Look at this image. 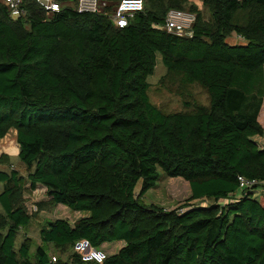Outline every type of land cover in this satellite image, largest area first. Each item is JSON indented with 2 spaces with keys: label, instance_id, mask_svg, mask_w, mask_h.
Returning a JSON list of instances; mask_svg holds the SVG:
<instances>
[{
  "label": "trees",
  "instance_id": "obj_1",
  "mask_svg": "<svg viewBox=\"0 0 264 264\" xmlns=\"http://www.w3.org/2000/svg\"><path fill=\"white\" fill-rule=\"evenodd\" d=\"M188 1L142 0L123 27L69 7L45 15L34 0L14 19L0 2V139L14 131L30 189L86 212L47 221L40 243L123 242L100 262L15 247L30 217L17 171L0 170V264H264V185L237 189V176L264 181L253 139L264 134V0H200L207 19ZM169 8L194 13L190 37L163 29ZM156 55L206 103L183 99L173 112L151 103ZM159 175L185 180L189 196L144 204ZM203 198L211 202L191 203Z\"/></svg>",
  "mask_w": 264,
  "mask_h": 264
},
{
  "label": "rangeland",
  "instance_id": "obj_2",
  "mask_svg": "<svg viewBox=\"0 0 264 264\" xmlns=\"http://www.w3.org/2000/svg\"><path fill=\"white\" fill-rule=\"evenodd\" d=\"M190 3H194L199 7L201 11L200 14L204 19L209 17V12L205 7L201 6L200 0H190L188 4ZM226 40L229 43L237 42L235 36H229ZM155 58L153 71L146 79L148 83L147 94L151 103L164 112L183 110L184 106H181L183 99L206 103V93L201 86L197 84L180 85L177 77L166 75L165 68L160 62L159 56L156 55ZM7 133L3 139H0V155L5 154L8 159L6 162L0 163V170L8 172L10 169H14L17 171L19 181L23 187V205L30 217L28 224L19 228L14 243L15 247H17L21 242L26 241L29 245V253L31 254L36 246L43 245L39 241L38 232L40 227L45 225L47 221H51L55 218H62L67 220L68 223H71L75 219L86 215V212L70 210L63 204H49L47 202L48 197L45 194V190L40 185H36L33 189H30L26 179V174L28 172L27 168L17 157L18 148L15 141V133L13 130H9ZM8 136L13 143L10 148H3V140ZM254 139L259 146H264V134L262 136H255ZM1 187L0 182V190ZM138 188L139 181L135 185V191H137ZM263 190L264 188L261 187L258 189V192ZM189 194L188 184L182 178L159 175L155 185L142 194L141 201L144 204H155L163 208H170L183 199H186ZM200 202L206 204L211 201L205 198L191 201V203ZM122 245L123 242L117 240L104 242L96 248L87 247L83 241H77L72 246L66 247L63 250L55 249L50 243H44L43 246L48 259L55 257V259H60L62 261H70L71 254L76 252L82 260L100 262L105 256L115 253Z\"/></svg>",
  "mask_w": 264,
  "mask_h": 264
},
{
  "label": "built area",
  "instance_id": "obj_3",
  "mask_svg": "<svg viewBox=\"0 0 264 264\" xmlns=\"http://www.w3.org/2000/svg\"><path fill=\"white\" fill-rule=\"evenodd\" d=\"M45 15L60 10L62 7H69L76 12L100 13L106 15L111 23L116 27L125 26L129 19L138 11L142 10V0H117L108 2L106 0H34ZM8 11L11 18L25 17L26 10L22 5V0H0ZM111 5L109 10L107 7ZM195 19L193 12L185 9L169 8L163 17V29L167 33L177 36L190 37L192 25ZM237 189L250 188L254 185H264V181L247 179L237 176ZM261 186L257 187L260 189ZM264 188V187H263ZM256 189V190H257ZM54 258L51 257V260Z\"/></svg>",
  "mask_w": 264,
  "mask_h": 264
},
{
  "label": "bare ground",
  "instance_id": "obj_4",
  "mask_svg": "<svg viewBox=\"0 0 264 264\" xmlns=\"http://www.w3.org/2000/svg\"><path fill=\"white\" fill-rule=\"evenodd\" d=\"M3 141H4V143H2L3 144V146H2L3 148H10L12 143H13V142L10 141L9 136Z\"/></svg>",
  "mask_w": 264,
  "mask_h": 264
},
{
  "label": "water",
  "instance_id": "obj_5",
  "mask_svg": "<svg viewBox=\"0 0 264 264\" xmlns=\"http://www.w3.org/2000/svg\"><path fill=\"white\" fill-rule=\"evenodd\" d=\"M86 245H87V243L85 242V240H82ZM87 247H89L88 245H87Z\"/></svg>",
  "mask_w": 264,
  "mask_h": 264
},
{
  "label": "crops",
  "instance_id": "obj_6",
  "mask_svg": "<svg viewBox=\"0 0 264 264\" xmlns=\"http://www.w3.org/2000/svg\"><path fill=\"white\" fill-rule=\"evenodd\" d=\"M253 139H254V137H253ZM255 140V139H254ZM256 141V140H255Z\"/></svg>",
  "mask_w": 264,
  "mask_h": 264
}]
</instances>
